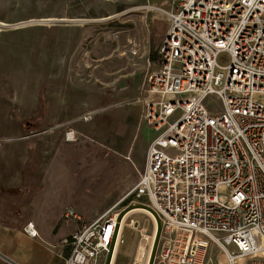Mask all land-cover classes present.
<instances>
[{"label":"built area","instance_id":"1","mask_svg":"<svg viewBox=\"0 0 264 264\" xmlns=\"http://www.w3.org/2000/svg\"><path fill=\"white\" fill-rule=\"evenodd\" d=\"M150 8L168 20L138 98L140 121L155 134L122 199L144 198L160 223L151 264H206L210 244L229 264H264V0ZM220 52L229 54L225 73L216 70ZM61 216L80 219L71 207ZM127 224L149 239L138 222ZM21 230L39 236L33 220ZM119 234L117 214L103 212L62 240L63 264H99Z\"/></svg>","mask_w":264,"mask_h":264},{"label":"rangeland","instance_id":"2","mask_svg":"<svg viewBox=\"0 0 264 264\" xmlns=\"http://www.w3.org/2000/svg\"><path fill=\"white\" fill-rule=\"evenodd\" d=\"M152 4L0 0V20L10 25L0 31L3 224L29 210L31 198L55 179L51 172H59L68 199L64 208L95 217L121 209L112 204L117 184L138 175L133 156L142 146L136 139L130 143V134L139 129L138 98L150 46L157 51L168 26ZM228 63L229 54L220 52L216 70L225 73L221 67ZM69 130L74 140L66 137ZM152 228L150 223L145 234ZM143 238L146 244L151 240ZM158 246L154 240L151 262ZM223 254L210 244L206 264H226Z\"/></svg>","mask_w":264,"mask_h":264},{"label":"crops","instance_id":"3","mask_svg":"<svg viewBox=\"0 0 264 264\" xmlns=\"http://www.w3.org/2000/svg\"><path fill=\"white\" fill-rule=\"evenodd\" d=\"M151 1L152 5L164 9L168 7L169 0ZM159 14L163 15L161 12ZM155 57L157 58V55ZM155 59L151 60L150 63L154 62ZM106 108L107 106L91 112L97 113V111H102ZM138 127L139 129L134 136L133 132L130 134V143L136 139V142L139 141L142 146L133 156L139 173L144 166L147 144L154 136L155 131L140 121V111ZM56 174H59V172H51L50 177H54L55 179L52 178L47 181L48 185L31 198V207L29 210L22 212L20 217H13V219L9 217L8 222L3 224L1 222L3 218L0 214V264H63L64 259L69 254V247L62 240L75 231L81 224L89 223L103 213L95 217V215L90 213L80 214L77 212L80 216L79 220L63 219L61 215L65 209L64 207L68 204V199L64 197V188L59 187L61 181L58 180ZM137 180L138 175L137 178L134 176L124 177L123 181L117 184L119 192L112 200V204H122L121 209L116 213L120 222L119 239L113 246L111 243L110 251L100 257L99 264H140L137 258V247L140 238L138 232L127 224L130 220L138 222L146 230L147 226L151 223L153 228L150 236L153 235L154 240H156L159 234L160 223L144 198L131 196L122 199ZM28 220H33L37 227L39 234L37 238L28 237L22 232L21 227ZM123 241L126 243L129 241V246L122 248ZM152 247L153 244L150 248L146 264L151 263Z\"/></svg>","mask_w":264,"mask_h":264},{"label":"bare ground","instance_id":"4","mask_svg":"<svg viewBox=\"0 0 264 264\" xmlns=\"http://www.w3.org/2000/svg\"><path fill=\"white\" fill-rule=\"evenodd\" d=\"M3 25H7L3 23ZM151 240L153 238V235L150 236ZM151 240L146 244L144 240H140L138 247H137V258L140 262V264H146V260L148 258L149 252H150V247H151ZM222 260L226 263L229 264L228 262V257L227 254L222 255ZM241 260V258L238 260V262Z\"/></svg>","mask_w":264,"mask_h":264},{"label":"trees","instance_id":"5","mask_svg":"<svg viewBox=\"0 0 264 264\" xmlns=\"http://www.w3.org/2000/svg\"><path fill=\"white\" fill-rule=\"evenodd\" d=\"M157 55V51L153 49V46L150 47V51H149V59L153 60L155 59ZM155 57V58H154Z\"/></svg>","mask_w":264,"mask_h":264}]
</instances>
